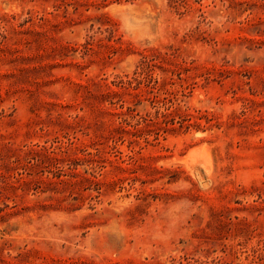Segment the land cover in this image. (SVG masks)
<instances>
[{
    "label": "rangeland",
    "instance_id": "rangeland-1",
    "mask_svg": "<svg viewBox=\"0 0 264 264\" xmlns=\"http://www.w3.org/2000/svg\"><path fill=\"white\" fill-rule=\"evenodd\" d=\"M0 264H264V0H0Z\"/></svg>",
    "mask_w": 264,
    "mask_h": 264
},
{
    "label": "bare ground",
    "instance_id": "bare-ground-1",
    "mask_svg": "<svg viewBox=\"0 0 264 264\" xmlns=\"http://www.w3.org/2000/svg\"><path fill=\"white\" fill-rule=\"evenodd\" d=\"M201 162V161H200ZM208 166V165H207ZM196 168V167H195ZM207 170V169H206Z\"/></svg>",
    "mask_w": 264,
    "mask_h": 264
}]
</instances>
